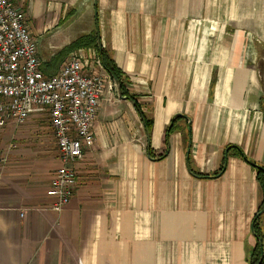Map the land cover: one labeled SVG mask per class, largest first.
Instances as JSON below:
<instances>
[{
  "label": "crops",
  "instance_id": "0c3cea01",
  "mask_svg": "<svg viewBox=\"0 0 264 264\" xmlns=\"http://www.w3.org/2000/svg\"><path fill=\"white\" fill-rule=\"evenodd\" d=\"M11 1L47 76L101 46L135 101L104 69L95 141L62 212L47 194L62 163L42 115L0 129V264H256L264 0Z\"/></svg>",
  "mask_w": 264,
  "mask_h": 264
},
{
  "label": "built area",
  "instance_id": "2783aa9c",
  "mask_svg": "<svg viewBox=\"0 0 264 264\" xmlns=\"http://www.w3.org/2000/svg\"><path fill=\"white\" fill-rule=\"evenodd\" d=\"M41 67L24 11L0 0V129L20 128L33 115L49 114L62 165L47 194L55 199L53 210L62 212L78 184L73 165L95 141L93 127L109 80L101 58L89 49L70 54L52 77Z\"/></svg>",
  "mask_w": 264,
  "mask_h": 264
},
{
  "label": "trees",
  "instance_id": "16d2710c",
  "mask_svg": "<svg viewBox=\"0 0 264 264\" xmlns=\"http://www.w3.org/2000/svg\"><path fill=\"white\" fill-rule=\"evenodd\" d=\"M86 45H90V42L88 41V39L82 38L78 42L75 43L73 48L78 49V48L84 47ZM99 54H100L104 69L107 71L108 74H110L112 77H114L115 79H117L119 81L122 94L124 96L129 97L131 100H134V97L129 95V93L125 87L126 82H128V78H126L125 75L123 74V72L117 67L115 61L113 60V58H111L110 54L105 49H102L101 53L99 52ZM137 107H138L139 111L141 112L140 106L138 104H137ZM143 118H144V121L146 122L147 129H148V132L150 135L151 130H152V126H153V120L148 121V119L146 117H143ZM166 141H167V138H166ZM149 154L152 157H155L151 150H149ZM164 155L165 154L160 156V158H162ZM249 163L251 164V166L255 169V171L257 173V181L259 183V189H260L261 202H260L258 214L255 217L254 233H255V236L257 237V239H261L262 233L259 229V226H260V219L264 213V167L259 166L258 164H255L253 162H249ZM224 169L225 168L223 166L221 172ZM195 174L198 175L197 173H195ZM254 254L257 257L256 264L258 262H260L261 260H262V264H264V255H263L262 247L260 244H258L257 247L255 248Z\"/></svg>",
  "mask_w": 264,
  "mask_h": 264
},
{
  "label": "rangeland",
  "instance_id": "374dc122",
  "mask_svg": "<svg viewBox=\"0 0 264 264\" xmlns=\"http://www.w3.org/2000/svg\"><path fill=\"white\" fill-rule=\"evenodd\" d=\"M74 51V50H73ZM96 51V50H95ZM97 52V51H96ZM97 54V53H96ZM97 57H100L97 55ZM68 58V57H67ZM104 73V72H103ZM39 115H42L41 116V125H40V128L41 130H43L44 132H46L47 135H51V133L53 134L54 136V133H53V127H52V121L50 119V116L48 113H41ZM39 140V139H37Z\"/></svg>",
  "mask_w": 264,
  "mask_h": 264
},
{
  "label": "water",
  "instance_id": "95a60500",
  "mask_svg": "<svg viewBox=\"0 0 264 264\" xmlns=\"http://www.w3.org/2000/svg\"><path fill=\"white\" fill-rule=\"evenodd\" d=\"M101 50H102V48H101V46H100V53H101ZM113 79H114V81H115L116 84H117V88H118V90L121 92V87H120L119 81H118L117 79H115L114 77H113ZM120 94H121V93H120ZM258 240H259L260 243H262V239H258ZM258 264H262V261H260Z\"/></svg>",
  "mask_w": 264,
  "mask_h": 264
}]
</instances>
